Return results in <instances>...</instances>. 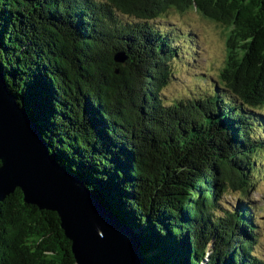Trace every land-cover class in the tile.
Segmentation results:
<instances>
[{
	"label": "trees",
	"instance_id": "16d2710c",
	"mask_svg": "<svg viewBox=\"0 0 264 264\" xmlns=\"http://www.w3.org/2000/svg\"><path fill=\"white\" fill-rule=\"evenodd\" d=\"M172 11L220 27L225 52L207 89L166 101L183 51L156 22ZM0 69L149 264H264L250 203L264 175V0H0ZM0 264H75L55 214L19 190L0 203Z\"/></svg>",
	"mask_w": 264,
	"mask_h": 264
},
{
	"label": "water",
	"instance_id": "95a60500",
	"mask_svg": "<svg viewBox=\"0 0 264 264\" xmlns=\"http://www.w3.org/2000/svg\"><path fill=\"white\" fill-rule=\"evenodd\" d=\"M15 190L26 205L55 214L75 264H149L137 229L57 162L0 69V203Z\"/></svg>",
	"mask_w": 264,
	"mask_h": 264
},
{
	"label": "rangeland",
	"instance_id": "374dc122",
	"mask_svg": "<svg viewBox=\"0 0 264 264\" xmlns=\"http://www.w3.org/2000/svg\"><path fill=\"white\" fill-rule=\"evenodd\" d=\"M156 23L165 26L166 29H176L175 39L183 51L182 56L172 62L177 80L171 81V84L163 90L166 101L179 97L184 85L189 88L194 87L198 91L201 90L200 87L203 90L207 89L208 85L204 88V83H208L206 81L210 75L218 72L223 65L225 44L221 28L196 13L179 14L174 11ZM188 49H191V52L187 55ZM237 196L238 194L235 197H228L227 200L222 198L221 201L225 207L231 209L236 207ZM250 198L253 210L257 214L259 248L264 255V175L258 180V188L251 192ZM225 201L229 202L231 207L226 206Z\"/></svg>",
	"mask_w": 264,
	"mask_h": 264
}]
</instances>
